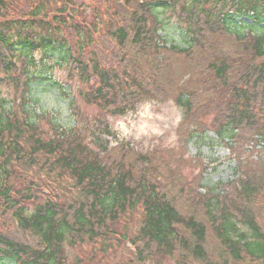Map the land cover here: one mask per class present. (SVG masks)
Here are the masks:
<instances>
[{
    "label": "trees",
    "instance_id": "obj_1",
    "mask_svg": "<svg viewBox=\"0 0 264 264\" xmlns=\"http://www.w3.org/2000/svg\"><path fill=\"white\" fill-rule=\"evenodd\" d=\"M93 1L79 20L71 0H0V82L14 90L0 95V211L18 224L0 231V264H68L67 247L93 251L86 262L96 246L120 264H264V0ZM169 24L180 43L162 39ZM55 65L104 115L85 132L35 125L46 114L27 104L34 85L65 96L46 76ZM147 98L182 109L183 151L110 144L107 119ZM209 130L236 164L211 187L179 173L189 139Z\"/></svg>",
    "mask_w": 264,
    "mask_h": 264
},
{
    "label": "rangeland",
    "instance_id": "obj_2",
    "mask_svg": "<svg viewBox=\"0 0 264 264\" xmlns=\"http://www.w3.org/2000/svg\"><path fill=\"white\" fill-rule=\"evenodd\" d=\"M73 7L77 9L78 19L83 18V14L87 15V19H92V8L94 6L93 0H71ZM100 21V17L97 18ZM171 23V22H170ZM172 24V23H171ZM169 24L164 31L160 33L162 39H166V43L172 42L180 43L182 38L181 34L175 30L174 26ZM66 67L53 66L50 71H47L46 76H51L52 81L56 80L65 85L64 94L58 96V92L52 88H43L39 85H34L31 96L28 98L27 104L31 110L37 113L42 112L46 114L45 117L38 120L35 124L40 128L41 133L46 137L52 136V125L49 124L47 118H51L52 122H56L60 126H70L71 123L77 122L85 132L84 128L92 127L91 120L93 118L103 117L102 113L94 104H87L79 95V89L83 85L78 79L68 74ZM3 72H0V77ZM13 88L5 83L0 82V95L8 101L13 97ZM16 114L23 119L21 107H17ZM49 114V115H47ZM183 116L182 109L169 98L166 100H158L147 98L132 112L121 116H112L107 119L109 123L110 136L106 138L110 144H119L122 141L129 143L131 146L136 147L138 150L145 152H153L155 149L172 150L173 147L183 151L180 145L179 135L176 133V126L181 121ZM109 117V116H107ZM203 118V117H202ZM202 120V119H201ZM212 115L203 118V122H212ZM74 124V123H73ZM92 136L87 133V140L90 141ZM228 140L218 141L212 130L206 131L203 135H198L189 139L185 149V160L189 164L181 166V175L187 177V182H192L195 177L201 175L202 183L207 187L214 186L217 183L233 180L235 177V161L231 160V152L227 149ZM236 152V151H235ZM234 152V153H235ZM187 156V157H186ZM187 158L192 159L188 161ZM202 162L200 167L199 159ZM195 160V161H194ZM195 162V165L192 164ZM264 168V165H263ZM264 170V169H263ZM14 186L18 184L17 181L13 182ZM10 224V226L7 224ZM17 224L13 221L10 214L4 215L0 211V231L7 232L9 227L11 230L17 229ZM12 234L17 235L19 232L10 231ZM27 234V233H26ZM28 235V234H27ZM29 236V235H28ZM209 243L211 246L216 245L213 237L209 236ZM97 256L94 260L86 261L89 256H93V251L89 249H73L67 247L68 264H75L76 257H82L84 264H120L121 260L111 262L112 260L101 259L99 253V246H96ZM102 260L101 262L98 259ZM144 264H176L174 258L160 257L157 261H146Z\"/></svg>",
    "mask_w": 264,
    "mask_h": 264
}]
</instances>
